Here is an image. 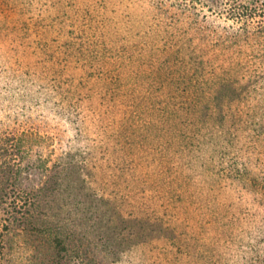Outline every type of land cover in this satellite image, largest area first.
Segmentation results:
<instances>
[{"label": "trees", "instance_id": "16d2710c", "mask_svg": "<svg viewBox=\"0 0 264 264\" xmlns=\"http://www.w3.org/2000/svg\"><path fill=\"white\" fill-rule=\"evenodd\" d=\"M209 1L213 3L211 9H216L215 5L222 7L223 13L233 23L224 27L216 25L213 20H206L197 29L200 33L198 49L192 46L196 43V34L190 38L187 35L189 30L177 23V20L181 21L183 12H171L164 0H154L148 7L150 11H143L144 18L138 19L137 22L147 23L148 30L141 27L139 30H125L126 33L115 26L117 19L113 14L118 21L124 17L116 11L112 13L109 0H0V18L8 19L11 24L7 30L17 34V40L8 43L0 41V75H7L11 82L24 84L25 79H30L35 73L32 85L35 86L36 95L33 98L37 103L39 101L41 105L45 103L49 106L58 96L55 104L62 105L58 111L79 127L78 133L83 125L81 114L85 109L93 108L101 111L103 121L110 122L106 126L120 130L121 135L138 134L143 137L141 148L130 151L129 146H133L130 144L126 148L129 150L123 151L124 156L122 154L126 158L131 154L130 166L141 168L140 172L148 171L152 160L159 162V159L174 154L168 150L166 152L165 147L160 151L153 149L154 143L170 137L171 140L185 138L180 122L186 116L177 113V106L185 108L184 104L192 103V114L197 118L204 116L199 111L202 112L206 105L208 108L214 106L215 110L220 111L222 118L219 123L222 128L219 138L206 140V147H209L206 151L214 152L211 157L208 156L209 161H204L207 168L203 171L206 173L208 168L213 171L219 165L213 180L207 184L208 190L212 191L225 175H235L241 179L250 173L248 160H241L245 148L241 146L240 125L249 122L246 117L242 120L241 111L242 106L246 105L243 100L249 101L251 94H260L264 101V0ZM141 5L142 10L147 9L144 4ZM183 9L185 13L189 7ZM127 15L136 18L134 13ZM163 16H172L173 22L167 23ZM156 25L159 26L158 30ZM155 30L157 35L162 36L150 39ZM187 38L191 40L187 46L191 50L184 53L182 49L188 43ZM13 57L16 65L8 69L7 65ZM57 62L62 66L55 65ZM70 62L77 64L76 73L68 67ZM2 89H8V85L2 86ZM89 103L92 108L88 106ZM200 105L204 106L199 109ZM259 109L264 113V102ZM211 114L215 116V111ZM27 118L6 128L0 125V202L6 201L9 186L18 194L27 195L24 210L7 218L0 214V264H6L5 261L13 255L8 242L16 230L13 224L17 222L31 223L30 230L39 236L44 258L42 263L103 264L104 260L100 262L97 255L101 245H104L107 257L121 258L122 245L119 240L125 233L111 229V222L118 212H124L120 208L130 203L129 199L125 198L127 201L123 204L118 203L116 207L119 210H108L111 207L108 195L112 194L107 188L104 191L105 186L100 187L105 180L99 182L98 177L93 182L98 181L101 192L94 190L93 195H88L86 185H82L87 179H82L80 173L83 167L91 164L89 161L95 150L91 152L79 146L51 165V158L45 152L46 147L54 141L53 136L43 132L36 122H31L32 116L28 115ZM199 120L195 121V129L200 124ZM240 121L241 124L237 126ZM141 127L142 132H136ZM192 136L195 137V134ZM128 139H125L126 143L134 142L133 136ZM147 143H150L148 147ZM150 156L151 161L148 160ZM67 157L71 160L65 161ZM213 160L217 161L216 165L211 164ZM52 169L54 173L50 176ZM35 172L36 179H41L42 185L28 187L23 178L27 174L26 177L31 179ZM70 172L73 178H69ZM89 176L91 180L94 175L91 172ZM5 182L6 185H3ZM252 187L261 189L264 196V178L260 181L253 179ZM208 190L205 189L206 193ZM55 195L56 198L64 197L63 200L60 198L62 206L68 203L77 208V216L72 215L73 209L68 212V217H63V210L60 211L62 215L57 213L55 217L44 213V210H31L46 206ZM173 195L177 196L176 200L170 197L167 205L162 204L165 207L162 212L157 210L154 203L134 200L131 204L135 210L126 212L125 217L121 216L122 221H128V216H132L140 228L161 221L166 230L176 233L177 237L181 234L180 228L167 216L168 207L178 201L187 207L189 200L180 198L179 194ZM105 205L109 208L104 211ZM216 209L217 218L213 221V228L217 237L220 234L224 241L227 240L226 246L230 249L229 256L218 252L220 264L228 263L233 258L232 264H264V221L261 223L263 225L251 227L247 232L238 226L242 220L229 222L223 219L227 209H223L221 203ZM79 210L87 211L80 214ZM128 228L132 230L130 226ZM143 230L134 232L141 238L145 235ZM204 230H208L207 226H204ZM93 232L98 233L99 238ZM176 237L174 235L173 239ZM210 256L212 254L204 251L202 261L209 262ZM112 263H116V260Z\"/></svg>", "mask_w": 264, "mask_h": 264}, {"label": "rangeland", "instance_id": "374dc122", "mask_svg": "<svg viewBox=\"0 0 264 264\" xmlns=\"http://www.w3.org/2000/svg\"><path fill=\"white\" fill-rule=\"evenodd\" d=\"M164 1H167L166 7L171 9V12H183L181 13V21L177 20V23L184 29L189 30L187 35H190V38L196 34V41H194L196 43L192 46H196L198 49H200L197 43L200 40L198 37L200 33H198L197 29L206 20H213L216 25L221 24L224 27L233 23V20L229 19L226 13H223L222 7L219 8L215 5L216 9H211L213 3L209 0ZM108 3L112 13L116 11L120 16L122 14V17H124L118 21V18L114 15L115 13L113 14L117 19L115 26L120 27L122 32L126 33L125 30L130 29L139 30L141 27L143 30H148L146 22L140 23L137 21L144 18L145 14L143 15V11L148 10V7L154 3V0H109ZM141 4H144L147 9L144 8L145 10H142L143 6ZM186 6L189 9L184 13L183 8ZM130 13H134L136 18L132 19L131 16L129 17L127 14ZM163 19L167 23L173 22L172 16H163ZM143 21L146 20L144 19ZM10 24L8 19L0 18L1 42L8 43L10 40H17V34L7 30ZM131 26L132 28H130ZM165 26L164 24L163 27ZM155 28L158 30L159 26L156 25ZM156 30L153 31L154 33L150 36V39H159L162 36L159 33L157 35ZM220 30L222 31V29ZM6 31L9 33H5ZM187 39L188 43H185L186 46L184 45L182 49L184 53L191 50V48H187L191 40ZM1 51L0 49V54H2ZM4 51H6V48ZM9 62L8 65L6 64L8 69L15 66L17 61L13 57ZM70 63L68 67L73 70V73H76L78 70L77 64ZM55 65L62 66L58 62ZM35 75L34 73L30 76V79L26 78L24 84L11 82L7 75H0V125L6 128L19 120L26 121L28 115L32 116L33 119L31 118L30 121L36 122L43 132L54 138V141L46 147L45 152L51 158V165H54L62 157L68 156L70 151L76 150L79 146L88 148L91 152L95 150L91 154L92 157L89 161L91 164L85 167L80 166V168L83 167L80 177L87 179L82 184L86 185V193L93 195L94 190L100 193L98 181L101 182L104 179L105 183L100 185V187L105 186L103 188L104 191L106 192L105 189L107 188L112 196L108 195L111 207L109 208V206L105 205L102 210L105 211L109 208L108 210L117 211V209L119 210L116 207L119 206L118 203H125L124 201H127L124 200L125 198L130 201V203L127 202L122 205L120 210L124 212H118L117 216H114L115 219H112L113 222H111V229L119 233H125L119 240L122 245L121 258H118V260L113 259L111 256L107 257L108 253H106L104 245H101L97 255L101 260H99L100 262L104 260L103 264H220L221 258H219L218 252H224V255L229 256L228 250L230 249L229 246H226L227 240L224 241V237L220 234L217 237L216 230L213 228V221L217 218L216 208L218 207V203L222 204L223 209H227V214L223 216V219H227L229 222L235 219L242 220L238 226L247 232L251 227L263 225L261 223L264 221V196L261 189L256 190L252 187L253 179L256 178L260 181L264 178V113H261V109H259L264 101L260 98V94H251L248 97L249 101L243 100L246 105H240L243 108L241 111L242 120L246 117L249 122L240 125V121L237 124V126L240 125L241 127V146L245 148L241 160H248L249 175L241 179L235 177V175H225L216 184V187L212 191H209L207 184L210 180H213L214 174L219 170V165L213 171L208 168L206 173H203L207 168V164L204 161H209L208 156L210 155L211 157L212 152H214V150L210 149L209 152L206 151L209 148L208 146V148L206 147V140H216L219 138L220 128H222L219 123L222 118L220 117V111L215 110L214 106L213 108L211 106L208 108L209 106L206 105L202 112L199 111L204 116L199 118L192 114L194 112L192 103L187 102L184 104L185 108L180 107V105L177 106V113L186 116L180 122V128L185 138L182 140H178V138L171 140L170 137L168 140L162 139L160 142L154 143L153 149L158 148V151H160L161 148L165 147L164 150L166 152L168 150L174 154H170L171 156L168 158L159 159V162L153 161L150 156L147 159L153 162L150 167L151 169L148 168V171L146 169L140 172L141 168L135 169L130 166L133 156L130 154L126 158L122 157V154L124 156L123 151H128L129 149L130 151L138 150L143 142V137L138 134L121 135L120 130H113L114 128L112 127L109 128L106 125L110 122L108 120L103 121L100 114L101 111L99 109L93 110L90 103L88 106L92 108V111L85 109L83 114H81L83 125L81 127L82 131L78 133L79 127L71 123L67 117L58 111L62 107L60 103L55 104L58 96H56L49 106H46L45 103L41 105L39 101L37 103V100L33 98L36 95L35 86L32 85V79ZM48 78L50 79L51 77ZM6 85H8V89H2V86ZM207 102L209 101L207 100ZM203 106L200 105L199 109ZM214 111L215 116L211 114ZM198 119H200V124L196 128L197 133H194L192 131L196 130L194 128L195 121ZM141 130H143L142 127L139 130L136 129V132H142ZM106 132H108L107 135ZM192 134H195V137ZM130 136H133L134 142L126 143L125 139L129 137L128 140H130ZM130 144H133V146H129ZM149 144L147 143V147ZM128 146L129 149L126 150ZM180 148L181 151H178ZM154 154L156 155L157 153ZM67 160L71 159L67 157L65 161ZM210 162L212 165L217 164L215 160ZM133 163L132 166H134ZM91 172L94 176L90 180L89 175ZM53 173L52 169L49 175L51 176ZM71 173L69 174V178H73L74 176ZM34 174L31 176V179L26 177L28 176L27 174L23 178L24 184H28V187L29 185L33 187H40L42 185V180L36 179V172ZM140 176L142 180L139 182ZM97 177L98 181L93 182ZM6 182L3 185H6ZM3 185L1 183V186ZM139 188H142L143 191H140ZM205 189L206 191L208 190L207 193ZM72 191H75V189H72ZM7 192L8 197H6V201L0 202V214L3 218L13 216L14 213L18 214L17 211L24 210L25 206H27L25 199L27 195L18 194L12 186H9ZM140 192H142L141 195L139 194ZM173 194H179L180 198H187L189 200L187 207L179 201L168 207L169 215L167 213V216L171 217L170 219L180 228L181 234H178L177 237L176 233H170L168 229L166 230L164 223L161 221H157L155 224L151 222L154 225L147 226L146 228L143 225L141 226L143 228H140L136 218L132 216H128V221H122L121 216L125 217L127 216L126 212L135 210V207H132L131 204L134 200L141 199L145 202H151V204L154 203L157 210L159 211L160 209L162 212L163 208L165 209L162 204L167 205L170 197L173 198V201L176 200L177 196L175 195V197ZM136 196H140L141 198ZM60 198L63 200L64 197L56 198L55 195L50 198L51 200L46 206L33 207L31 210H44V213H48L51 217L54 215L58 216L57 213L62 215L60 211L63 210V217H68V212H70V209H73L72 215L77 216V208L68 203L62 206ZM179 210L183 211L180 212ZM86 211L79 210V213L85 214ZM129 226L132 230H129ZM204 226H207L208 230L205 231ZM14 227L16 230L11 234L8 242L13 255L9 256L5 261L6 264H45L44 262L42 263V259L44 260V258L41 255L40 238L30 230V227H32L31 223L17 222L13 224ZM140 229H144L143 234H145L141 238L139 237L141 235L135 233ZM93 234L99 238L98 233L93 232ZM99 234L101 235L102 233ZM174 235L177 242L173 239ZM42 249L44 250L45 247L42 246ZM204 251L212 254L209 262L202 261V253ZM115 260L116 263H112ZM225 261H228V259ZM233 261L234 258L225 264H232Z\"/></svg>", "mask_w": 264, "mask_h": 264}]
</instances>
